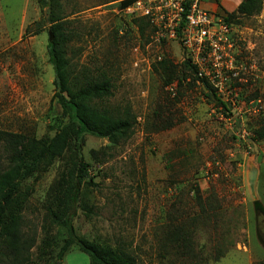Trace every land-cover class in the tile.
I'll use <instances>...</instances> for the list:
<instances>
[{
	"label": "rangeland",
	"instance_id": "rangeland-1",
	"mask_svg": "<svg viewBox=\"0 0 264 264\" xmlns=\"http://www.w3.org/2000/svg\"><path fill=\"white\" fill-rule=\"evenodd\" d=\"M121 1L51 4L79 33L69 48L75 70L109 78L112 95L102 103L135 118L129 137L112 148L106 138L83 137L76 236L125 250L139 264H264V137L255 133L264 128V0L252 15L237 13L240 0H201L205 9L235 14L219 88L189 79L164 85L159 62L178 70L186 54L175 40L156 42L151 24L141 33L139 17L122 11ZM48 8L42 0H0V130L43 140L67 122L54 98ZM79 160L70 142L21 182L0 232V264H89L75 245L57 258L67 232L48 219ZM179 226L191 234L192 255L166 240Z\"/></svg>",
	"mask_w": 264,
	"mask_h": 264
},
{
	"label": "trees",
	"instance_id": "trees-1",
	"mask_svg": "<svg viewBox=\"0 0 264 264\" xmlns=\"http://www.w3.org/2000/svg\"><path fill=\"white\" fill-rule=\"evenodd\" d=\"M49 6L47 10V54L53 69L54 98L67 116V122L49 139L43 140L22 132L0 130V232L5 219L12 213V208L18 203L21 182L32 175L41 164L49 165L55 158L61 156L70 142L76 147L79 162L70 168L63 186V200L60 208L48 209L49 222L65 228L67 235L58 252L57 258H62L71 245L89 259V264H139L132 254L109 245L100 244L83 237H77L72 219L80 195L83 179L87 176L86 164L82 161L80 147L86 134L106 138L112 148L129 137L134 125V116L129 112L123 115L113 114L102 102L112 95V83L104 75L94 76L84 70L76 71L69 56L70 45L79 37L77 29L70 26L71 20L64 19L52 11V3L58 0H42ZM132 0H122L120 7H125ZM261 9V0H240L237 13L252 15ZM225 20L230 23L235 18L234 13H225ZM140 32L143 26L150 25L145 17H139ZM151 26V25H150ZM153 31V28H151ZM163 73L164 85L189 79L191 84L200 83L211 88L210 82L198 76L197 67L186 54L179 64V69L166 59L159 62ZM169 125V124H168ZM258 138L264 137V128L257 130ZM200 206L198 219L206 216L207 208L197 196ZM211 202H208V206ZM20 206V205H19ZM86 207L88 212L91 207ZM166 240L182 256L192 255L190 247L191 234L189 230L179 226L167 233ZM222 250L215 255L217 260Z\"/></svg>",
	"mask_w": 264,
	"mask_h": 264
},
{
	"label": "built area",
	"instance_id": "built-area-1",
	"mask_svg": "<svg viewBox=\"0 0 264 264\" xmlns=\"http://www.w3.org/2000/svg\"><path fill=\"white\" fill-rule=\"evenodd\" d=\"M122 11L145 17L156 42L175 40L198 69L219 88L223 58L231 53V28L225 15L202 7L201 0H132Z\"/></svg>",
	"mask_w": 264,
	"mask_h": 264
}]
</instances>
